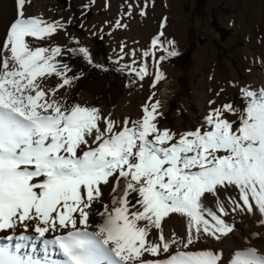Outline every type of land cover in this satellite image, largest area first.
Here are the masks:
<instances>
[{
	"label": "snow or ice",
	"instance_id": "1",
	"mask_svg": "<svg viewBox=\"0 0 264 264\" xmlns=\"http://www.w3.org/2000/svg\"><path fill=\"white\" fill-rule=\"evenodd\" d=\"M24 3L17 0V17L0 50V230L34 222L46 255L24 253L19 242L14 248L0 245V264H220L213 251L190 246L202 236L219 240L233 231L224 219L221 189L235 187L238 199L227 198L231 210L258 212L264 224V90L241 89L247 99L242 111L232 104L211 109L204 118L207 129L180 133L178 139L159 128V101L144 105L138 120L125 117L117 130L111 114L69 106L58 97L79 77L67 75L69 65L57 59L63 52L59 45L32 47L27 38L43 40L64 25L25 17ZM161 36L151 42L166 53L160 61L178 54L175 42ZM68 51L92 62L85 47ZM135 64L119 70L139 79L148 75L145 65ZM53 76L60 83L47 87L44 81ZM162 78L157 67L153 86ZM237 112L238 126L225 115ZM113 180L112 193L123 180V194L112 196L111 206L99 213L103 222L89 230L92 205ZM209 195L215 210L205 205ZM174 214L186 218L185 237L165 235L163 225ZM50 232L59 234L45 238ZM56 254L59 258H52ZM231 264H264V256L249 250Z\"/></svg>",
	"mask_w": 264,
	"mask_h": 264
},
{
	"label": "rangeland",
	"instance_id": "2",
	"mask_svg": "<svg viewBox=\"0 0 264 264\" xmlns=\"http://www.w3.org/2000/svg\"><path fill=\"white\" fill-rule=\"evenodd\" d=\"M196 3L197 0H25L23 14L64 25L43 40L27 38L30 46L59 45L63 52L57 59L63 63L70 55V46L88 49L92 62L78 52L83 61L67 75L79 77L91 64L103 70L93 85L86 84L78 93L74 92L78 79L71 87L60 89L57 95L67 105L97 107L103 115L111 114L119 122V130L125 117L138 120L144 105L159 101L162 116L158 126L176 133L178 139L180 133L207 129L204 118L211 109L232 104L242 111L247 99L241 89L256 93L264 90V0H203L199 7ZM87 6L91 15L83 23L82 13ZM16 17L17 0H0V50ZM117 21L123 26L117 27ZM161 32L162 41L175 42L177 55L193 44L185 71L178 60H173L177 55L160 61L166 53L151 42ZM146 51L148 56L144 55ZM133 60L137 68L142 64L147 67L148 75L143 79L119 70ZM157 67L163 78L153 86ZM180 76L186 78L184 87ZM45 82L55 87L60 80L53 76ZM165 114L168 118H164ZM225 115L239 125V112ZM120 184L123 189V180ZM222 191L225 195L221 200L228 213L235 215L238 211L231 210L227 198L233 193L238 196L237 190L230 187ZM130 199L135 203L136 194ZM205 205L215 210V198L207 196Z\"/></svg>",
	"mask_w": 264,
	"mask_h": 264
},
{
	"label": "bare ground",
	"instance_id": "3",
	"mask_svg": "<svg viewBox=\"0 0 264 264\" xmlns=\"http://www.w3.org/2000/svg\"><path fill=\"white\" fill-rule=\"evenodd\" d=\"M47 87H52L48 82H45ZM115 184L111 183L102 186L103 198L92 205L89 215V230H95V226L103 222L99 213L104 211V205L111 206L112 196H120L123 194L122 184L117 188L115 194L112 193V187ZM222 189L219 192V198L224 197ZM232 197L238 199V196L233 193ZM226 222L233 226V231L219 240L202 236L198 241L190 246L192 251L210 250L220 258V264H231L232 260L238 255L249 250H255L258 255L264 256V224L260 221L262 217L258 212L251 214L245 211H239L235 215L228 213L224 217ZM34 222H29L27 228L23 225H17L14 230H0V245L15 246L16 243H23L25 247L22 252L32 254L35 258L43 259L46 255L45 246L42 239H37L38 234L34 232ZM164 232L166 236H170L172 232H176L178 236L185 237L187 232L186 218L174 214L164 223ZM63 231V230H62ZM59 234V233H55ZM54 233H46L45 238H52ZM26 235L31 239L28 241H20L19 236ZM12 239L9 240L8 237ZM155 236V234H153ZM50 250V249H49ZM52 258H59L58 254ZM145 259H154V257L145 254Z\"/></svg>",
	"mask_w": 264,
	"mask_h": 264
},
{
	"label": "trees",
	"instance_id": "4",
	"mask_svg": "<svg viewBox=\"0 0 264 264\" xmlns=\"http://www.w3.org/2000/svg\"><path fill=\"white\" fill-rule=\"evenodd\" d=\"M203 0H197V7H199V5L202 4ZM91 15V10L89 8V6L86 7V9L84 10V12L82 13L83 19L82 22L85 23L88 21L89 17ZM193 48V44L190 43L188 46V49L180 54L177 55L175 57H173V60H178L179 62V66L181 68V70L185 71L189 65V61H190V53L191 50ZM69 49H73V47L70 46ZM70 55L68 57V59L65 61L66 64L69 65V68L71 69L73 66L79 64L80 62L83 61L82 56L78 53V52H69ZM102 68L98 67L97 65H88L86 68V72L79 76L78 78V83L75 86V93L80 92L84 86H86V84H90L93 85L97 78L99 77V75L102 73ZM186 78L184 76H180L179 77V82L182 84V86L184 87V85L186 84ZM164 118H168V114H165ZM160 120L161 118H158V124H160ZM203 124V121L200 120V125Z\"/></svg>",
	"mask_w": 264,
	"mask_h": 264
}]
</instances>
